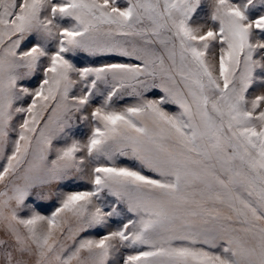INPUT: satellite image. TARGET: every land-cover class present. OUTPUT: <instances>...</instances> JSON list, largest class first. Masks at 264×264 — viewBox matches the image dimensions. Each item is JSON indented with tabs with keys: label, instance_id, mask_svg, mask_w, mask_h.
<instances>
[{
	"label": "snow or ice",
	"instance_id": "6c2138e0",
	"mask_svg": "<svg viewBox=\"0 0 264 264\" xmlns=\"http://www.w3.org/2000/svg\"><path fill=\"white\" fill-rule=\"evenodd\" d=\"M0 264H264V0H0Z\"/></svg>",
	"mask_w": 264,
	"mask_h": 264
}]
</instances>
